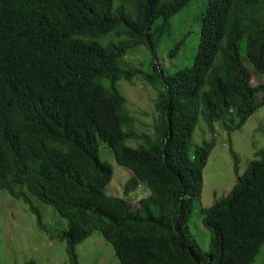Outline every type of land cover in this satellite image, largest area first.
I'll return each instance as SVG.
<instances>
[{"label": "trees", "instance_id": "obj_1", "mask_svg": "<svg viewBox=\"0 0 264 264\" xmlns=\"http://www.w3.org/2000/svg\"><path fill=\"white\" fill-rule=\"evenodd\" d=\"M189 1L0 0V190L27 204L40 228L30 196L66 220L56 239L67 264H78L75 247L95 231L118 264H251L264 243V148L241 175L230 148L233 190L199 210L207 249L187 226L214 124L239 129L264 105V0H207L191 65L168 71L158 64L159 41ZM137 47L148 51V72L126 62ZM137 75L155 91L151 136L134 133L115 88ZM199 119L212 138L193 147ZM101 143L131 171L124 197L149 190L137 207L105 194L113 169Z\"/></svg>", "mask_w": 264, "mask_h": 264}, {"label": "rangeland", "instance_id": "obj_2", "mask_svg": "<svg viewBox=\"0 0 264 264\" xmlns=\"http://www.w3.org/2000/svg\"><path fill=\"white\" fill-rule=\"evenodd\" d=\"M206 1L191 0L169 19L170 33L160 39L157 48L158 64L165 70L174 71L179 67L191 65L199 38V17L204 11ZM110 36L113 34L107 37ZM107 37L101 39L102 43L110 40ZM182 39L183 45L177 54L169 57L168 53L172 46ZM126 62L143 72H148L150 62L148 51L145 47H137L127 55ZM101 82L103 85H109L106 79H102ZM261 82L259 75H252L253 86ZM115 88L126 100V107L134 120L132 127L134 133L151 136L156 117L155 91L139 75L131 82L117 81ZM262 98L261 93L256 95L257 102H261ZM231 119L233 122L237 121L234 117ZM214 128L215 145L202 171L201 194L194 200L193 212L187 223L190 233L203 249L208 247L209 235L201 225L199 210L210 207L215 200L226 197L233 190L236 175L230 148L238 158V175H241L247 163L254 159V153L264 148V105L239 129L228 132L220 123H215ZM211 138L204 123L199 119L192 137L193 147ZM139 143L140 141L135 139H128L125 142L132 148ZM99 154L102 159L110 162L113 169L111 181L104 190L105 194L125 198L132 208L137 207L138 201L146 197L149 190L139 186L124 197L123 186L132 176L131 171L118 165L102 143L99 146ZM29 198L40 210L44 228L38 226L36 217L27 204L0 190V264H24L29 261L35 264H67L65 243L56 239L57 233L65 228L66 220L50 206L37 201L35 197ZM75 251L78 264H118L112 246L98 231L78 244ZM251 264H264V243Z\"/></svg>", "mask_w": 264, "mask_h": 264}]
</instances>
